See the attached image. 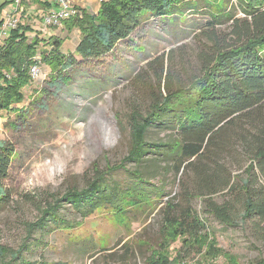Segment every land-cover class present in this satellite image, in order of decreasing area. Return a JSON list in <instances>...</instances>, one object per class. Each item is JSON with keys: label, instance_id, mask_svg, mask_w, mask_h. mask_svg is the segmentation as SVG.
I'll return each mask as SVG.
<instances>
[{"label": "rangeland", "instance_id": "374dc122", "mask_svg": "<svg viewBox=\"0 0 264 264\" xmlns=\"http://www.w3.org/2000/svg\"><path fill=\"white\" fill-rule=\"evenodd\" d=\"M40 1L23 0L17 7L13 0H0V18L5 22L15 15L18 24L32 28L27 32L30 38L37 33L46 39L53 35L64 40L65 53L74 51L79 31L45 26L47 0ZM48 1L52 9L57 7L55 0ZM101 2L72 0L71 7L80 12L87 7L96 14L93 12H98ZM209 3L197 0L195 6L186 3L181 12L170 17H146L132 37L111 54L81 62L59 76L57 83L46 66L39 67L41 73L36 80L31 76L24 89L25 100L17 109L0 116V139L10 141L16 149L6 182L12 202L0 210L1 244L18 250L25 243L30 225L41 218V210L54 205V200L70 189L85 188L98 171L106 174L110 187L127 189L137 185L136 178L125 170L109 172L128 154L131 114L150 111L168 80L173 89L189 86L203 74L207 59L216 49L242 42V37L234 33V24H243L247 19L246 4L224 0L222 14L213 19ZM168 135L170 131L154 129L148 140H164ZM142 168L135 164L126 166L129 171ZM155 176L147 181L149 184L141 185L151 201H147L149 205L130 208L124 214L114 208L116 203L107 209L98 208L83 220L72 205L64 204L60 215L71 224L76 223L74 231L48 223L46 229L36 231L27 242L30 249L25 251V258L49 264H146L151 248H157L160 242L159 210L161 200L167 199L166 194L161 198L157 192L178 190L170 171ZM196 208L201 211V204H196ZM208 224L222 255L233 256L236 264L264 260L262 224L246 222L228 228L214 219ZM180 247L181 242L172 245V256ZM182 254L186 258L179 264L206 263L197 248L189 252L185 247ZM224 256L214 264H227Z\"/></svg>", "mask_w": 264, "mask_h": 264}, {"label": "trees", "instance_id": "16d2710c", "mask_svg": "<svg viewBox=\"0 0 264 264\" xmlns=\"http://www.w3.org/2000/svg\"><path fill=\"white\" fill-rule=\"evenodd\" d=\"M240 1L246 4L247 19L243 24L235 22L234 33L242 37V42L216 49L207 59L203 74L189 86L173 89L168 80L150 111L131 114L128 154L109 172L125 170L136 178L137 185L127 189L110 187L106 174L96 171L85 188L70 189L55 199L54 205L41 210V218L30 225L25 243L18 250L0 243V264H49L31 262L24 253L30 249L27 242L32 235L46 229L50 222L59 229L74 231L76 223L60 215L64 204L72 205L83 220L98 208L107 209L116 203L114 208L124 214L151 202L141 185L168 171L175 175L178 190L157 192L161 198L166 194L167 199L161 200L159 210L160 242L157 248H151L146 264L182 263L185 247L189 252L197 248L204 264H214L224 255L208 224L210 219L228 228L246 222L264 227V0ZM195 2L102 0L96 14L84 9L63 22L68 31L77 29L80 33L79 43L68 53L63 51L64 40L53 35L42 38L39 33L30 38L27 32L32 28L18 24L0 43V116L17 109L25 100L24 89L31 82L34 66L48 67L57 83L59 76L81 62L111 54L132 37L146 17H170L181 12L184 4L195 6ZM209 2L213 19H217L225 8L224 0ZM44 8L48 12L52 4L47 0ZM3 23L0 18V26ZM154 129L170 131V135L149 141L148 134ZM15 155L14 144L0 139V210L12 202L6 182ZM127 164L145 168L129 171ZM198 203L201 211L196 208ZM178 242L181 247L172 256L170 249ZM224 257L227 264H236L233 256ZM256 264H264V260Z\"/></svg>", "mask_w": 264, "mask_h": 264}, {"label": "built area", "instance_id": "2783aa9c", "mask_svg": "<svg viewBox=\"0 0 264 264\" xmlns=\"http://www.w3.org/2000/svg\"><path fill=\"white\" fill-rule=\"evenodd\" d=\"M57 7L51 9L46 15L43 17V22L45 26H53V27H62L63 22L69 18H71L74 14L77 13V9H73L71 7L72 0H55ZM17 7H20L23 0H14ZM80 13V12H79ZM19 19L14 15L10 16L0 27V43L2 41V37L7 38L6 35L8 29H15L18 27ZM31 76L34 80L39 77L41 70L39 66H34L31 71Z\"/></svg>", "mask_w": 264, "mask_h": 264}, {"label": "crops", "instance_id": "0c3cea01", "mask_svg": "<svg viewBox=\"0 0 264 264\" xmlns=\"http://www.w3.org/2000/svg\"><path fill=\"white\" fill-rule=\"evenodd\" d=\"M83 9H86V10L88 11L87 7H86V8H83ZM98 9H99V8H98ZM88 12H90V11H88ZM90 13H91V12H90ZM93 13H97V12L94 11ZM78 33H79V32H78ZM79 36H80V34H79ZM79 41H80V38H79ZM78 43H79V42H78ZM78 43H77V44H78ZM77 44H76V46H77ZM76 46H75V47H76Z\"/></svg>", "mask_w": 264, "mask_h": 264}]
</instances>
